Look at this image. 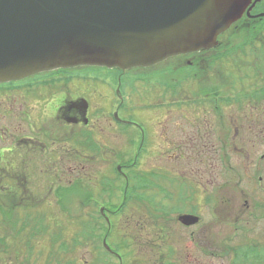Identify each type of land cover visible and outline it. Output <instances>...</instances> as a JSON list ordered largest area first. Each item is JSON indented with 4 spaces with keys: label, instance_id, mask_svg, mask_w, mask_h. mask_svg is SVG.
Wrapping results in <instances>:
<instances>
[{
    "label": "flooded vegetation",
    "instance_id": "af4514ba",
    "mask_svg": "<svg viewBox=\"0 0 264 264\" xmlns=\"http://www.w3.org/2000/svg\"><path fill=\"white\" fill-rule=\"evenodd\" d=\"M250 6L239 21L218 36L216 47L175 56L152 68L126 71L60 69L0 84V207L5 211L2 219L0 217V236L5 238V242L8 236L16 242L21 234L27 233L30 234L29 240H20L26 252L40 246L38 241L35 246L31 244L30 239H36L38 235L39 223L28 209L41 204L55 208L53 210L58 205L68 206L74 202L75 188L82 189L84 199L89 203H105L98 202L102 195L108 204L115 202L118 206L126 203L122 216L128 229L132 226L133 213L140 208H137L133 195L127 201L125 194L128 186H136L137 183L143 187L146 183L143 175L146 174L148 188L145 194L150 204L161 202L155 200L156 195L164 198L160 217L145 214L142 206V221H162L160 232L156 231L149 239L147 264H189L174 246L171 224L187 232L191 244L198 247L201 256L228 255V247L224 252H215L216 255L212 248L206 251L197 242L195 234L200 225V215L197 209L199 200L194 194L199 191L196 185H192L194 189L190 190L191 185L187 186L182 181V175H175L166 167L144 171L139 167V160L149 154V147L153 145L148 114L156 110L162 111L164 118L169 114L179 117L175 123H170L169 118L164 119L159 124V137L163 141L172 133L183 135L173 149L171 162L179 165L185 161L186 166L193 164L192 173L197 176H200L198 167L206 162L208 156L222 151L221 154L227 157V147L233 153L232 145L226 147L221 142H218L219 146L217 143L218 150H215V142L219 141L216 137L218 131L225 132L228 135L225 140L230 142L240 131L233 126L243 118L252 117L251 124L260 127L257 128V136L264 141V17H255L264 14V0ZM243 26L245 29L242 30ZM167 61L173 64L155 68ZM217 67L221 72L214 71ZM240 67L247 70V75H240ZM229 71L237 73L240 79L232 77ZM219 73L228 84L223 94L216 85ZM151 83H155L162 93H172L173 97L183 83L191 85L184 100L153 105L150 103L152 90H139ZM193 92V99H188ZM137 95H140L141 103L137 101L135 107H128ZM95 102L100 109L92 107ZM137 109L146 111V118L136 120L133 113ZM233 109L239 117L231 118L225 124L223 112ZM160 153L165 157L162 151ZM74 157L81 161L85 159L86 164L96 160L100 164L99 174L92 176L88 173L90 165L74 169ZM109 161L111 166L104 172L103 163ZM73 173L74 182L68 186L66 181ZM79 174L83 175V181ZM259 179L261 181V177ZM92 183L93 189L89 190ZM109 186L115 189L113 197L105 191ZM171 188L177 190L176 197H171ZM167 200L174 203L169 205ZM17 208L27 211L23 217L15 214ZM104 215H107V210H104ZM38 216L42 218L41 213ZM183 216H192L198 221L185 225L180 221ZM163 246L164 254L160 250ZM3 247L10 248L7 244ZM157 253L162 254L159 257L162 260L154 261Z\"/></svg>",
    "mask_w": 264,
    "mask_h": 264
},
{
    "label": "rangeland",
    "instance_id": "374dc122",
    "mask_svg": "<svg viewBox=\"0 0 264 264\" xmlns=\"http://www.w3.org/2000/svg\"><path fill=\"white\" fill-rule=\"evenodd\" d=\"M262 8L264 9V6ZM243 29H245V26L242 27V30ZM170 63L172 62L167 61L155 68H163L169 66ZM239 70L241 76H245L248 73L243 67H240ZM214 71L221 72V68L217 67ZM229 74L232 75V77L240 79L237 73L232 74V72L229 71ZM217 76L219 80L216 81V85L221 88V93L223 94L226 91L225 89L228 88V84L227 81L221 78L222 76L220 73L217 74ZM209 84L210 81L207 80V85ZM190 85L191 83H183L174 97L170 92L162 93L155 83H151L148 87L143 86L139 90H141V92H143L145 88L152 90L153 100L150 103L157 105L161 102L171 103L184 100V96L188 94ZM189 96L190 97L187 98L192 100L194 92L189 94ZM137 101L141 103L140 95L135 97V101H133L132 104H130L131 102L128 103V107H135V102ZM144 101L148 100L144 99ZM92 107L100 109L98 102L92 103ZM175 111L177 112L178 110L175 109ZM145 113L146 111L137 109L133 113V116L136 120H142L146 118L144 117ZM179 115L181 114L179 113ZM223 117L226 124L231 118L236 119L239 116L236 115V109H233L232 111L223 112ZM168 118L170 119V123H175L179 119L178 116L170 114L168 117L164 118L163 112L158 110L148 114L149 125L153 130V145L149 147V149H151L149 154L152 153V155L148 154L140 158L139 167L144 171L154 168L163 169V167H166L170 169L173 174L182 175V181L184 180L187 186L191 185L190 190L194 189L193 186L196 185L199 191L194 194L195 196L197 194L199 200L197 209L200 215V225L196 229L195 234L197 242L199 241V246L206 251H208V248H212L213 253L224 252L227 249L226 247H228L229 256L217 255L216 253L217 256L213 258L201 256L197 249L198 247L195 248L191 244L187 232L171 224L170 233L175 241L174 246L189 264H235L236 260L234 259L232 250L237 251L238 248L242 250L245 245H253L254 243L264 244V210L262 211L261 209L264 208V141L259 140L257 136V128L260 127L251 124V122H253L252 117H249V119L243 118L238 121L237 125L233 126L240 131L238 136L233 137L230 142L225 140L228 137L225 132L221 133L218 131L216 137L219 141L215 142V150H218V142H221L223 146L226 147L232 145L233 153L228 151L227 147L225 150L228 154L227 157L221 154L222 151L214 153L213 156H208L206 162L198 167L200 168L198 171L200 176H197L196 173H192L193 164L186 166L187 162L185 161H182L179 165L171 162V157L174 154L173 149L183 138V135L179 132L172 133L169 139H164L162 141L159 137L161 129L159 124L162 123L164 119ZM221 139L223 141H221ZM117 145L119 148V144ZM160 151L164 153L167 162ZM126 156L128 155L125 154V158H127ZM84 160L81 161V159L74 157L73 168L75 169L77 167V169L80 170L90 165L87 168L88 173H91L92 176L98 175V167L100 164L96 160L94 163L90 161L86 164ZM58 162L60 161L58 160ZM103 166L105 167L103 170L105 172L106 168L111 166L110 161L103 163ZM258 176H261V181L258 180ZM78 177L82 181L84 180L82 174H79ZM66 182L68 186L74 182V173L71 174V178ZM93 185L94 183L89 185V190L93 189ZM169 192L171 193V197H176L177 190L171 188ZM153 194L155 195L156 193L154 192ZM98 200V202L104 201L105 205L108 204L103 195ZM155 200L164 202V198L159 195L155 196ZM79 201V199H75L74 202L71 201V204L68 205L71 212L63 211L62 205H58L56 210H53L55 208L45 204H41L35 208H29L28 210L31 211V215L34 216L37 223H39L38 235L36 239H30L31 244L35 246V242L38 241L40 242V246L36 245L35 249H30V251L28 250V252H26L27 249L23 248V243H21L20 240L24 241V238L29 240L30 234H21L19 240L16 242L13 241L11 236H8L6 238V244L9 245L10 248L5 250L3 245L0 244V252L5 250L0 254V264H64L67 261L71 262L70 264H90L96 256L92 247H90V249L79 247L76 249L75 253L71 254H62L60 253L61 251H59L60 254L55 253V250L59 248L62 241L72 239L74 237V232L80 231L78 225L83 218L81 212L83 209ZM161 202L159 204H161ZM166 203L170 205L174 202L172 200H167ZM172 207L174 208V206ZM34 210H36V213H34ZM24 212L27 211H23L21 208L15 210V214L20 217L24 216ZM38 213L42 214L41 219ZM142 213V209L135 210L133 213L135 216L131 218L132 226L128 229L125 227L127 226L124 221L125 218L118 219L116 223H118L117 226L119 225V229H122V231L121 233L119 231L116 237H112L109 240V242L111 241L114 243L115 241H119V243H122L124 247L129 249L127 251L129 254L124 253L126 256L125 264H146L150 252L149 239L156 231L160 232L161 228L159 227H162L161 219L156 223L155 220L152 223L150 221H142L140 218ZM129 217L131 216H127V218ZM135 225L136 229L134 228ZM241 226H244V230L242 231L240 229ZM124 228H126V230ZM244 231L245 236L242 234ZM17 236L18 234H16V237ZM129 238H134L135 243L130 244L128 241ZM51 239H53V244ZM122 240L127 244H124ZM159 245H162V243ZM163 249L164 246L160 249L164 254ZM52 251H54V253H52ZM160 256H162L160 253L154 254V261H158ZM100 259L103 264L115 263L114 259H104L103 256H101Z\"/></svg>",
    "mask_w": 264,
    "mask_h": 264
},
{
    "label": "water",
    "instance_id": "95a60500",
    "mask_svg": "<svg viewBox=\"0 0 264 264\" xmlns=\"http://www.w3.org/2000/svg\"><path fill=\"white\" fill-rule=\"evenodd\" d=\"M251 2L0 0V84L59 69L147 68L212 49Z\"/></svg>",
    "mask_w": 264,
    "mask_h": 264
},
{
    "label": "trees",
    "instance_id": "16d2710c",
    "mask_svg": "<svg viewBox=\"0 0 264 264\" xmlns=\"http://www.w3.org/2000/svg\"><path fill=\"white\" fill-rule=\"evenodd\" d=\"M143 181L146 182L144 186L142 187L140 184L136 183V186H128L127 193L125 194V198L127 201L131 198L133 195L134 198L136 199L135 202L137 204V208L142 209L147 215H153V217H160V214L162 213V206L161 204H150V200H148L146 196V189L148 188L147 184V176L146 174L143 175ZM107 183V182H106ZM123 186L120 188V192L122 191ZM105 191L109 194L110 197H113L115 195V189L113 186H109L105 189ZM75 196V193H74ZM78 198L80 199V206L82 209H90L88 213H85L82 211V220L81 223L78 225L80 228L79 232H74V237L69 239L68 241H62L59 245V248L55 250V253H75L76 249L79 247H86L87 249H90V247L93 248V251H95V258L93 261H91L90 264H103L102 260L100 259L101 256L103 258H109V259H114L117 264V259L118 256L112 254L111 252H108L102 245L103 239L106 240L107 245L112 249V251L118 252L119 250L126 252L129 249L124 247L122 243H119V241L114 242H109V240L112 237H116L117 235V223L114 217L119 214V212L123 213L124 210L126 209V203H121L120 205L117 206V204H108V208L110 210V215L112 216L110 220V225L108 226L104 219L101 217V215L98 212L97 205L88 202L86 199H84V196L82 195V192L80 193V196L78 194ZM148 203V205H146ZM153 205V208L151 207ZM129 206V205H128ZM263 211V210H262ZM5 214V211L0 207V217L2 219L3 215ZM85 217V218H84ZM77 218V217H76ZM0 219V220H1ZM156 220V219H155ZM79 237H78V235ZM53 239H51L52 241ZM130 244H134V240L128 239ZM0 244L4 245V238L0 237ZM117 242V244H116ZM124 244H127L122 240ZM53 244V241H52ZM250 244V243H249ZM123 247V248H121ZM121 248V249H120ZM59 251H61L59 253ZM233 251L234 259L236 260L235 264H259V263H264V244L261 243H254L253 245H245L242 250L239 248L237 251ZM12 252V251H11ZM3 252H0L2 254ZM13 253V252H12ZM54 253V251H52ZM5 254V253H4ZM129 254V253H127ZM68 260V259H67ZM101 260V261H100ZM159 260H162L160 258ZM178 260V259H176ZM175 260V261H176ZM104 261V260H103ZM71 262L67 261L64 264H70ZM84 264V263H82ZM121 264V263H120Z\"/></svg>",
    "mask_w": 264,
    "mask_h": 264
}]
</instances>
